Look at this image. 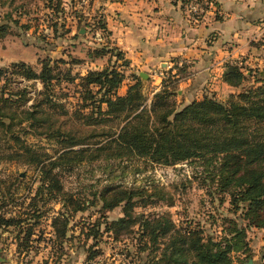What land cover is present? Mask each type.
Wrapping results in <instances>:
<instances>
[{"label": "rangeland", "instance_id": "rangeland-1", "mask_svg": "<svg viewBox=\"0 0 264 264\" xmlns=\"http://www.w3.org/2000/svg\"><path fill=\"white\" fill-rule=\"evenodd\" d=\"M75 7L78 9L79 4ZM67 9L66 22L72 30L61 28L55 34L50 26L52 10L44 0H0V28H6L3 35L0 34V69L13 60H25L38 71L43 60H51L52 66L69 68L61 57L70 60L71 53L84 59L73 63L72 74L85 73L92 69L85 65L92 59L88 54L90 51L93 54L95 47H98L95 52L101 55L93 58H98L103 67L117 64V50L110 41L104 43L106 37L100 31L98 34L104 40L89 29L91 25L80 22L69 5ZM93 14L87 7V20H92ZM77 31L80 35L74 36ZM80 52L88 57L84 58ZM120 69L126 70L121 66ZM125 72L126 78L130 76V72ZM244 72L246 76L235 91L215 89L208 95L225 102L230 94L261 84L259 80L264 73L258 68L250 72L244 69ZM139 76L150 99L152 81ZM0 80L7 85V91H28V101L19 110L42 99L39 92L44 84L39 78L28 79L3 71ZM78 81L53 80L55 90L64 94L60 99L52 96L45 104L50 115L43 128L46 133L31 127L22 129L29 123L26 120L15 125L20 140L0 138V204L8 201L0 211H6L8 217L21 216L23 219L20 224L0 227V255L7 261L17 264H153L150 248L143 249L141 254L136 252L141 223L147 217L167 214L181 227L200 223L205 234L216 237L225 234L224 227L229 223L226 218L242 221L248 217L247 202L237 200L236 204L232 201V193H238V189L223 190L214 180L213 175L219 170L215 161L199 158L163 164L148 162L127 151L119 153L114 146L98 149L102 142H95L106 139L115 126L111 120L95 122L83 116L92 109L79 106L78 90L82 87L78 86ZM9 149L18 154L8 155ZM44 163L46 167L41 168ZM52 163L56 164L52 166ZM47 169L58 177L63 194L51 195L44 189L50 177L43 173ZM17 176L21 179L15 180ZM7 186L14 188L12 195L5 193ZM103 193H107L108 201L118 195H132L133 205L127 208L135 223L130 228L115 232L111 227L115 219L126 214L127 199L113 207H105ZM54 217L69 218L61 253L60 245L54 241ZM29 227L28 245H20L17 235L21 232V237H26ZM246 239L248 249L232 252L235 263L246 261L251 253L255 264H264V228L250 227ZM88 247L92 249L90 252Z\"/></svg>", "mask_w": 264, "mask_h": 264}, {"label": "trees", "instance_id": "trees-1", "mask_svg": "<svg viewBox=\"0 0 264 264\" xmlns=\"http://www.w3.org/2000/svg\"><path fill=\"white\" fill-rule=\"evenodd\" d=\"M44 1L52 10L53 22L50 26L53 27V33H58L61 28L71 32L72 26L66 22L69 5L80 22L91 25L89 29L94 30V34L98 31L105 37L109 34L105 15L98 10L93 14L92 20H87L84 8L75 7L80 0ZM5 31L6 28L2 26L0 34L3 35ZM76 35H80L79 31L74 34ZM99 36L100 39L103 38L102 35ZM96 48L98 47L93 49V54L90 51L88 56L93 58L101 55L95 52ZM116 50L117 64L88 69L85 73L72 74L73 63L82 62L84 59L71 53L70 60L61 57V61L68 64L69 68L52 66L51 60H41L39 71L25 60H14L7 67L1 68L0 73L5 71L23 75L28 79L39 78L44 88L39 92L41 100L19 110L28 101V91H7V85L0 80V138L6 141L12 138L20 140L15 125L26 120L29 123L22 129L31 127L39 133H46L43 128L50 115L44 108L45 104L52 96L60 99L64 94L55 90L56 84L53 80L78 79V86L82 87L78 90V100L81 102L79 106H91L92 109L83 116L91 117L95 122L111 120L115 126V130L107 133L106 139L95 142H102L98 149L114 146L119 153L127 151L130 155L144 158L148 162L163 164L199 158L215 161L219 170L213 178L218 186L230 192L238 189V193H232L234 203L238 204L237 200L247 202L248 217H244L245 220L242 221L226 218L229 222L224 227L226 232L217 237L205 234L200 223L181 227L167 214L147 217L141 223L137 254L150 248L153 264H243L245 260L235 263L232 252L248 249L246 238L250 227L264 228V77L259 80L260 85L232 93L225 102L206 94L200 99L182 104L176 98V89L179 81L191 73L189 63L181 60L168 69L169 74L163 79L161 88H153V95L149 99L139 74H133L134 81L128 85L125 93H120L119 89L126 79V70H121L120 66L123 67L127 61L123 60L118 64L123 55L120 50ZM173 68L176 69L175 72ZM245 76L244 66L237 63L226 65L224 78L232 85H240ZM6 152L10 156L18 154L11 149ZM54 164L56 163H52V166ZM46 165L44 163L41 168ZM241 170L244 172L241 173ZM43 173L50 175L49 183L44 189L51 195L63 194L58 177L51 175L48 169ZM16 179L20 180L21 177L17 176ZM4 181L7 182L8 179ZM5 189V193L13 194L14 188L11 186ZM129 193L127 196L118 195L112 198L110 201L113 202L108 201L107 193L102 194L105 207H113L127 199L126 214L115 219L111 226L115 232L130 228L135 223V218L128 211L133 205L132 195ZM7 203L8 201H3L0 210ZM22 221L21 216L8 217L6 211H0V227L17 225ZM68 223L67 217H54L52 222L56 233L54 241L58 242L60 249L63 248V241L67 236ZM17 236L20 245H28L31 228L27 229L26 237H21V232ZM88 250L90 252L91 247ZM92 255L94 253L90 258ZM250 256L251 253L247 255L249 258Z\"/></svg>", "mask_w": 264, "mask_h": 264}, {"label": "crops", "instance_id": "crops-1", "mask_svg": "<svg viewBox=\"0 0 264 264\" xmlns=\"http://www.w3.org/2000/svg\"><path fill=\"white\" fill-rule=\"evenodd\" d=\"M215 2L200 22L191 23L171 0H92L89 9L94 14L102 9L109 29L102 40L122 52L118 62L127 61L122 66L131 77L127 76L120 93L134 81V72L147 73L155 86L162 80L156 74L158 70L183 59L189 63L191 74L182 78L176 89V98L182 104L215 89H238L224 78L228 63L264 73V0ZM101 64L98 58H92L85 66L102 68ZM0 264L17 263L6 260Z\"/></svg>", "mask_w": 264, "mask_h": 264}, {"label": "built area", "instance_id": "built-area-1", "mask_svg": "<svg viewBox=\"0 0 264 264\" xmlns=\"http://www.w3.org/2000/svg\"><path fill=\"white\" fill-rule=\"evenodd\" d=\"M173 3L178 4L186 13L187 19L191 23H198L200 22L211 8L216 6L215 0H171ZM90 0H80L79 1V8H90L91 6ZM84 10V11H85ZM101 13H103L102 9H99ZM99 31L97 32V34ZM100 35V34H98ZM182 62H187L184 59ZM236 63V62H234ZM172 65H170L167 69H160L156 72L159 77L162 78L161 82L159 84H155L153 87L155 90L161 88L163 79L169 74L168 69H170ZM176 69L173 68V72H175Z\"/></svg>", "mask_w": 264, "mask_h": 264}, {"label": "water", "instance_id": "water-1", "mask_svg": "<svg viewBox=\"0 0 264 264\" xmlns=\"http://www.w3.org/2000/svg\"><path fill=\"white\" fill-rule=\"evenodd\" d=\"M83 31V30H82ZM142 75V77L144 78H148V74L147 73H144V72H141L140 73ZM6 260L5 257H3L2 255H0V261H4ZM243 264H255V260L253 257H250L247 261H245Z\"/></svg>", "mask_w": 264, "mask_h": 264}]
</instances>
